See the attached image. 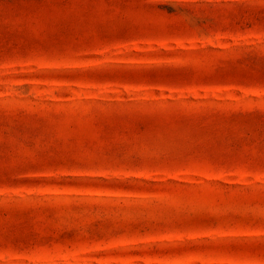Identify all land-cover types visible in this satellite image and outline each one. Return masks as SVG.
Returning <instances> with one entry per match:
<instances>
[{"label": "rangeland", "instance_id": "rangeland-1", "mask_svg": "<svg viewBox=\"0 0 264 264\" xmlns=\"http://www.w3.org/2000/svg\"><path fill=\"white\" fill-rule=\"evenodd\" d=\"M0 264H264V0H0Z\"/></svg>", "mask_w": 264, "mask_h": 264}]
</instances>
